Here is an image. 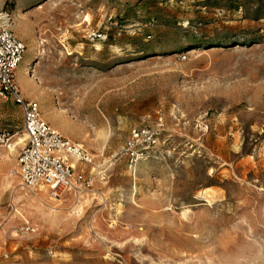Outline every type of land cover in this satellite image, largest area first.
<instances>
[{
  "label": "rangeland",
  "instance_id": "1",
  "mask_svg": "<svg viewBox=\"0 0 264 264\" xmlns=\"http://www.w3.org/2000/svg\"><path fill=\"white\" fill-rule=\"evenodd\" d=\"M4 5L33 61L22 93L86 147L92 183L23 188L22 108L0 97V264H264V0ZM159 123L132 164L131 131Z\"/></svg>",
  "mask_w": 264,
  "mask_h": 264
},
{
  "label": "built area",
  "instance_id": "2",
  "mask_svg": "<svg viewBox=\"0 0 264 264\" xmlns=\"http://www.w3.org/2000/svg\"><path fill=\"white\" fill-rule=\"evenodd\" d=\"M11 13L0 0V97L12 99L23 113L24 146L18 154L22 186L36 191L47 186L52 198L60 199L70 192H81L92 181L78 167L92 162L86 147L69 137L43 118L37 100L26 98L17 80V69L24 59L27 46L11 28ZM162 124L136 127L131 131L125 152L130 162L137 163L149 149L154 148L161 136ZM2 139V138H1ZM10 142L8 147L12 148ZM77 159L74 165L72 160Z\"/></svg>",
  "mask_w": 264,
  "mask_h": 264
},
{
  "label": "bare ground",
  "instance_id": "3",
  "mask_svg": "<svg viewBox=\"0 0 264 264\" xmlns=\"http://www.w3.org/2000/svg\"><path fill=\"white\" fill-rule=\"evenodd\" d=\"M1 4H3V0H1ZM26 54V53H25ZM25 57V56H24ZM24 60V59H23ZM22 63V62H21ZM33 65V61L29 58H26L23 65L20 66L19 65V69H17V80H18V83H19V86L21 88V91L23 92V89L21 87V84H20V81L23 80V79H26V75L27 76H30L31 77V70H32V66ZM19 74V76H18ZM19 77V78H18ZM20 80V81H19ZM45 114L48 118H52L51 116V113L49 111L46 112L45 110ZM55 129H58V125H55ZM16 145V144H15ZM16 146H13L12 147V153L16 151ZM74 160V159H73ZM72 160V161H73ZM75 162L73 164H76L77 163V159L75 158L74 160ZM48 194L49 198L51 200L55 199V198H52L48 192V189H47V186L43 185L40 187V195H41V198L42 199H45V195ZM46 200V199H45ZM56 200H59V199H56ZM43 201V200H42ZM44 202V201H43ZM192 235V236H191ZM184 240H188V239H192L193 237H196V238H199L201 239V235H199L198 233H189V232H186L185 234H182L181 236ZM192 237V238H191Z\"/></svg>",
  "mask_w": 264,
  "mask_h": 264
},
{
  "label": "crops",
  "instance_id": "4",
  "mask_svg": "<svg viewBox=\"0 0 264 264\" xmlns=\"http://www.w3.org/2000/svg\"><path fill=\"white\" fill-rule=\"evenodd\" d=\"M3 3H4V0H3ZM33 81H34V79H23V80H21V84L26 88V89H28L30 86H31V84L33 83ZM24 93V95L26 96V97H29V94L28 93H26V92H23ZM32 95V94H31ZM33 96V95H32ZM77 164V163H76Z\"/></svg>",
  "mask_w": 264,
  "mask_h": 264
}]
</instances>
